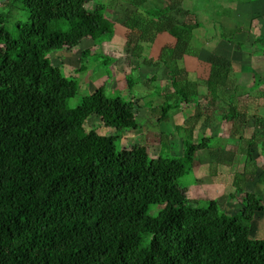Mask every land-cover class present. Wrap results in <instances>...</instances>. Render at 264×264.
Returning a JSON list of instances; mask_svg holds the SVG:
<instances>
[{"label": "trees", "instance_id": "1", "mask_svg": "<svg viewBox=\"0 0 264 264\" xmlns=\"http://www.w3.org/2000/svg\"><path fill=\"white\" fill-rule=\"evenodd\" d=\"M118 1L21 0L27 21L17 23L15 37L0 18V264H264V238H253L250 227L264 206L245 190L258 169L251 152L244 172L234 178L242 207L230 217L216 200L198 207L200 201L188 196L189 184L180 181L192 173L198 151L211 150L219 161L223 148L214 149L212 137L195 142L189 132L182 156L172 158L165 156L170 136L163 133L152 157L146 143L117 151L119 135L86 131L93 115L117 133L142 129L131 94L133 68L125 75L127 99L109 97L103 82L77 107L68 106L78 82L54 65L50 54L90 39L80 62L97 49L104 68L114 65L117 59L102 47L114 32L110 15ZM123 1L134 8L122 24L129 31L126 59L163 67L170 78L172 92L163 97L174 104L165 101L157 121L183 103L231 123L236 133L250 118L264 128V117L252 115L251 104L239 100L248 94L264 99L258 92L262 82L239 94L229 82V63L217 56L201 61L191 43L201 27L196 12L183 9L180 0H160L162 6ZM220 30L226 42L236 33L222 25ZM161 34L172 42L154 58L152 48ZM263 42L261 36L254 40ZM186 57L200 65L192 69L194 78ZM84 70L80 65L76 73ZM145 80L148 85L155 77ZM202 84L207 89L203 106L198 101ZM261 146L264 155V138ZM260 177L264 182V169ZM152 206L158 208L155 213Z\"/></svg>", "mask_w": 264, "mask_h": 264}, {"label": "crops", "instance_id": "2", "mask_svg": "<svg viewBox=\"0 0 264 264\" xmlns=\"http://www.w3.org/2000/svg\"><path fill=\"white\" fill-rule=\"evenodd\" d=\"M181 1V7L191 13L196 12V14L203 15V10L206 11L205 8H208L207 6L199 5L197 9H195V6H191L192 0H180ZM201 1V0H198ZM204 1V0H202ZM228 1V0H227ZM153 4L156 6H162L160 0H152ZM229 7H230V13L224 12L222 17L219 19L218 24L219 27L222 25L223 29L225 31L229 32H236L234 33L232 39L230 42H226L225 39H222L220 37V34L218 32H215V27L212 28V31L218 35V40H220V43L215 44V40L210 41L209 38H212L211 34L206 36V30H203L199 28L194 33V39L191 42L194 44L195 47H198L199 49V58L202 60L208 59L210 56H217L219 58L224 59L227 63H229L230 66V76H229V82L232 84V89L235 88L239 91H243L244 89L248 92H251V90L256 87V76L259 77V80L262 82V85L258 87V92L263 91L264 92V42L262 44H255L254 40L256 37H264V0H229ZM134 8H132L130 5L125 3L123 0L118 1L115 11L113 13V16L111 17L113 23H114V32L112 34V37L110 38V41L107 44H110L112 48L116 51H126L124 49V45L127 40V36L129 34V31L123 27V22L125 21V16L130 13ZM198 10V11H196ZM202 12V13H201ZM116 26H119L118 32L116 30ZM218 27V28H219ZM116 33L118 36H116ZM205 33V35H204ZM167 34H161L158 35L156 38V42L154 44V47L159 46V49L154 50L153 54H158L160 48L164 45L166 41L172 42V39L169 37H166ZM120 36V37H119ZM229 36V35H225ZM198 37V38H197ZM208 38V43L211 45V47H208L206 41ZM214 39V38H213ZM166 40V41H165ZM158 41H163L162 45ZM210 41V42H209ZM196 43V44H195ZM214 43V44H213ZM238 45L243 46V48H239ZM208 47L209 50H205V48ZM80 52V51H79ZM218 52V53H217ZM135 62H132V65L129 69H139V65L142 63L146 67L151 66L144 62L143 60H137L134 59ZM195 60L186 57L185 65L190 66L189 71L190 77L194 78L196 76L195 73L192 72V69L200 67L198 61H195L196 64H194ZM143 65V66H144ZM181 66L183 67L184 64L181 63ZM160 69L165 70L163 67H158V72L156 74H152L155 77V81H158L159 85H161L160 80L158 78V75L162 74ZM112 73H115L113 71ZM127 73L123 74V76H113V79L116 80V82H120L119 78L124 77ZM128 74H130V70H128ZM147 74V73H145ZM258 74V75H257ZM151 76V75H149ZM144 77L146 79L147 77ZM193 76V77H192ZM109 77V74H108ZM150 84V83H149ZM148 84V85H149ZM199 103L203 106L206 105L205 95H206V86L203 84L199 86ZM239 92V93H242ZM257 92V93H258ZM160 95H164L163 92L160 89ZM248 97V99H247ZM251 97V98H250ZM250 98V99H249ZM244 104H251L250 106L254 109L252 110V115L264 117V99H257L253 98L252 95L248 94L246 96H242L239 99ZM146 106V105H145ZM145 106H142V114L145 118V121L143 123L142 130L139 131V135L142 137H139L140 140L143 141V143H146L148 146L149 154L151 155L152 151V142L154 140H157V142H154V145L157 144L159 147L157 150V155L160 150V143H159V136L160 134H165L170 136V138L173 136V133L175 132L174 128H183L179 125V123H182V125L190 130V133H192L193 139L197 138L198 133L197 130L202 131L204 135H217L216 137H221L219 134H215V132L218 130V125L222 124L221 121L217 118V116H213L210 112H204V109L198 108L196 109L194 105L188 104V107H193V110H190L188 115L185 117L183 114V103L181 104L180 110L176 111V115L170 117L168 116L166 120L158 121V117L156 111L148 110L145 108ZM189 110V109H188ZM140 114V113H139ZM172 114V113H171ZM167 122L170 123L172 126L171 130H166L161 128V123ZM252 125V128H250V135L249 138L242 137L241 129L239 128V132H234L233 126L231 127L233 134H235V138L238 139L237 143L244 145L245 148H239V150H230L227 147V144L225 143V147L223 149H220L217 154H219V161H217L216 158L213 157L211 150H201L196 153L195 157V165L192 173L196 175L195 182L196 185H190L188 196L190 198V194L192 192V189L195 188L197 191V197L195 199L191 198L194 201L199 200H218L219 197L215 192L216 189H220V191L223 194V199H231L233 195H240V191L235 188L234 184V178L236 174H241L245 170L246 162H247V152H251L252 156L251 159L255 160L258 166V169L256 170V174L254 179H252L250 182L246 183L245 190L249 188L251 193H255L261 200L263 206H264V182L260 180L262 177H260L261 169H264V155L261 153L262 149V138H264V128L254 126L253 118H250L249 121ZM224 123V122H223ZM232 125V124H231ZM166 130V131H165ZM253 131V132H252ZM131 133V132H130ZM133 133V132H132ZM138 134V132H137ZM134 135V133H133ZM257 135L261 139H257L255 141L252 140V136ZM130 137L132 136L129 135ZM128 136V137H129ZM256 137V136H255ZM243 138V139H241ZM184 139V138H182ZM227 142V141H226ZM156 146V145H155ZM172 143L170 140L169 148L167 151V154L165 153L166 157H170ZM256 151L257 154L254 156L252 151ZM185 150V141L182 148V151ZM201 152V153H200ZM199 153L202 154L199 156ZM208 153V154H207ZM229 153V157H224V154ZM153 157V156H152ZM236 157V158H235ZM206 160L205 162H203ZM198 161V162H196ZM209 165H213L207 169ZM260 171V172H258ZM208 175V176H207ZM209 180H208V179ZM206 182H205V181ZM215 187V190H213L214 195H206L207 192L212 191L211 188ZM204 187V188H203ZM251 229L252 235L254 234L255 239H262L264 238V212L261 217L254 220Z\"/></svg>", "mask_w": 264, "mask_h": 264}, {"label": "rangeland", "instance_id": "3", "mask_svg": "<svg viewBox=\"0 0 264 264\" xmlns=\"http://www.w3.org/2000/svg\"><path fill=\"white\" fill-rule=\"evenodd\" d=\"M102 1H104V0H102ZM105 1H107V0H105ZM199 5H202V7H204L203 5H205V7L206 6L208 7V8H205L206 11L203 10V13L201 12L203 15L198 14V18H199V21L201 23L200 28L201 29L204 28L203 30H206V36L211 34L212 38H209V40L210 41L215 40L214 42L217 45V43H220L221 41L218 40V35L216 33H214V31H212V28L215 27V30H216L215 32H218L219 34L221 33L218 21L222 17V15H227V14H223L224 12L230 13L229 0L228 1L227 0H204V1L192 0L191 6H195L196 7L195 9H197V7H199ZM196 11H198V10H196ZM112 16H113V14L110 15V18ZM0 18H2V20H3V27L5 28L7 33H9L11 36L15 37L16 36V25H17V23H24L25 21H27V12H26L24 5L21 2V0H0ZM119 28H120L119 26H116L115 31L118 32ZM204 35H205V33H204ZM116 36H118L117 33H116ZM166 37L169 38L168 35H166ZM158 42H160L161 45L163 43V41H158ZM166 43H167V41H166ZM206 43L207 44H205V45H208V47H211V45H209V43H208V38H207ZM91 46H92V42L90 41V39H88V40H85L80 46H78V47H76L70 51H66V50L54 51L50 54L52 63L54 65L61 66L62 71L66 76H72L78 82V85H79L78 93L74 97L69 99V101H68V106L70 108L77 107L80 104L81 99L83 97L89 95L98 86H100V84H102L103 82L106 85L105 90H106V94L109 97H115V96L119 95L123 98L124 97L126 99L128 98V91L126 88V83H125L124 77L119 78L120 82L117 83L116 80L113 79V76H119V75L123 76V74H125V73L128 74V70H130L129 68L131 67L132 62H135L134 59L127 60L125 57L126 51H117V50L115 51L114 48H112L110 44L105 43L102 47L103 53L106 55H109L110 57L111 56L115 57L117 59V62L114 65L109 66V68L108 67L104 68L100 64V62H98V59H97L98 50L97 49H93L91 51V55L87 56V58H85V59H82V61L80 62L81 51H83L84 49L91 47ZM192 47H194L193 49H199L198 47H195L194 44H192ZM208 47H206L205 50H207V49L209 50ZM157 49H159V46L153 47L152 53L154 50H157ZM155 55L156 54H153L154 58H156ZM80 65L85 67V70L83 72L76 73V70L79 69ZM143 65L144 64L141 63L138 67L139 69H134L133 72L131 73V75L129 76V77H132L131 79L134 82V85L132 86L133 88H132L131 94L137 98L135 100L136 120L138 123L141 124L142 128H143V123H144L145 118H146L142 114V111L144 110V109H142V106L146 105L145 108L148 110L154 109L156 111V113L158 114L157 116L159 117L160 113H161V107L163 106L165 101H166V103L174 104L173 103L174 99L166 100L159 93L160 89L163 92V94H168V93L170 94L172 92V88L170 85V78L168 76L167 71L163 70L164 73H162V71H161L162 69H160L162 74L158 75V78L161 82L160 83L161 85H159L158 81H154V82L150 83L149 85H147L144 77L152 75V74H156L158 72L157 71L158 67L157 68H154L151 66L146 67L145 65L144 66ZM113 71H115V73H112ZM145 73H147V74H145ZM108 74H109V77H108ZM256 80H257L256 85H259L260 80H259L258 76H256ZM246 90H249V89H244L243 91H246ZM241 91H239V92H241ZM243 91H242V93H243ZM140 97H142L143 99H139ZM182 108H183L182 109L183 114L186 117L188 115L189 111L194 109V106L188 107L187 105L183 104ZM176 114H177L176 112H172V114L170 113L169 116L172 117ZM221 123H222L221 125L220 124L218 125V130L215 132V134H219L221 136L220 138H222V140L217 141L218 140L217 139L218 137H216L217 135L210 136L213 138V141L210 143V145L214 149H215V147L224 148L225 143L227 144V147L230 150H237V149L239 150V148H245L244 145L237 143L238 139L235 138V134H233L234 132H232L231 123H225V122L224 123L221 122ZM179 125L183 128H180V129L174 128L175 132L173 133V136L170 138L171 143H172V147L170 148V150H171L170 157H172V158L173 157L177 158V157L182 156V154H183L182 148H183L184 141H185V139H182V138H184V137L186 138L190 135L189 129H186L182 125V123H179ZM84 127H85L86 131L94 130L101 135H115V134L119 135L120 138H118L115 141V148L117 151H120L123 148H128V147L135 145V144L143 143V141L140 140V138H139L142 136L139 135L138 130H135V131L131 130V131H126V132L124 131V132L117 133L113 128H108V127L102 126L100 119L96 115L89 117V119H87V121L85 122ZM161 128L166 129L168 131V130L172 129V126L170 125V123L162 122ZM250 128H252V125L250 122H247L246 124L241 126V128H240L241 132H239V133H242L241 134L242 137L249 138ZM199 131L200 130L196 131L198 133V135H197V138L195 139V142L204 136H209V135H204L202 133V131L201 132H199ZM132 132L134 133V135ZM137 132H138V134H137ZM131 134H132V136L130 137L129 135H131ZM154 142L156 143L157 140H154ZM154 142H152L153 146H152V151H151V156H153V157L157 156V150L159 148L157 146V144H155L156 146L154 145ZM200 153H199V156L202 155ZM252 153L254 154V156L257 154V152L254 151V149H253ZM223 156L228 158L229 153L224 154ZM205 161L206 160H204L203 162H205ZM196 162H198V161H196ZM195 165H197V163ZM210 166H211V168L213 167V165H209L207 167V169ZM258 172H260V171H258ZM195 177H196L195 174L190 173L189 175L183 177L180 181H181V183H184V185L189 184V188H190V185H196ZM211 190L212 191H209V193L207 192L206 195L212 196L216 193L217 196L219 197V199L216 201L218 202L221 210L227 216H230V217L234 216L238 213V211H240V209L242 207L241 206L242 193L240 195H238L237 197H236V195H233V197L231 199H226V198L223 199V194L219 188L216 189L217 192H215V193H213V190H215L214 186L211 188ZM247 190L250 191L249 188H247ZM196 191L197 190L195 188L192 189V192L190 194V198L195 199L197 197ZM208 200L209 199L199 200L200 202L198 203V207H204L205 202H203V201H208ZM157 209H158L157 206L151 207V210L153 213H155ZM252 225H253V223H251V226H250L251 229H252ZM251 236L253 238L256 237V236L254 237V234L252 235V233H251Z\"/></svg>", "mask_w": 264, "mask_h": 264}]
</instances>
